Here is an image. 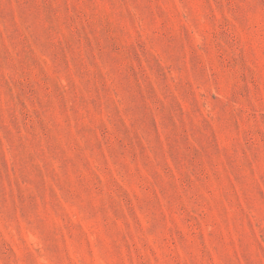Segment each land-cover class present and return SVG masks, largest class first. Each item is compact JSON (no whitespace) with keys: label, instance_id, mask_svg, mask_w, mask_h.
<instances>
[{"label":"rangeland","instance_id":"rangeland-1","mask_svg":"<svg viewBox=\"0 0 264 264\" xmlns=\"http://www.w3.org/2000/svg\"><path fill=\"white\" fill-rule=\"evenodd\" d=\"M0 264H264V0H0Z\"/></svg>","mask_w":264,"mask_h":264}]
</instances>
